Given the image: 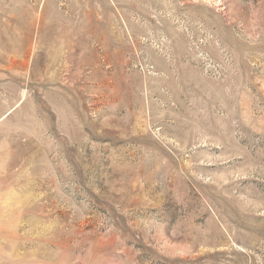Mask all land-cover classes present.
<instances>
[{
  "label": "rangeland",
  "instance_id": "1",
  "mask_svg": "<svg viewBox=\"0 0 264 264\" xmlns=\"http://www.w3.org/2000/svg\"><path fill=\"white\" fill-rule=\"evenodd\" d=\"M0 264H264V0H0Z\"/></svg>",
  "mask_w": 264,
  "mask_h": 264
}]
</instances>
